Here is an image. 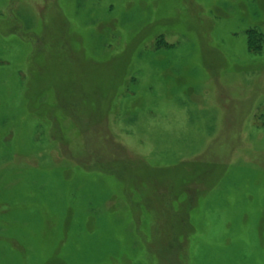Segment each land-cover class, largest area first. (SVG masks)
Instances as JSON below:
<instances>
[{"label":"rangeland","instance_id":"obj_1","mask_svg":"<svg viewBox=\"0 0 264 264\" xmlns=\"http://www.w3.org/2000/svg\"><path fill=\"white\" fill-rule=\"evenodd\" d=\"M263 39L264 0H0V264H264Z\"/></svg>","mask_w":264,"mask_h":264},{"label":"trees","instance_id":"obj_2","mask_svg":"<svg viewBox=\"0 0 264 264\" xmlns=\"http://www.w3.org/2000/svg\"><path fill=\"white\" fill-rule=\"evenodd\" d=\"M255 32H250V33H248V37H247V43L249 44V46L251 45H253V40L255 39ZM263 41H264V39H263Z\"/></svg>","mask_w":264,"mask_h":264}]
</instances>
